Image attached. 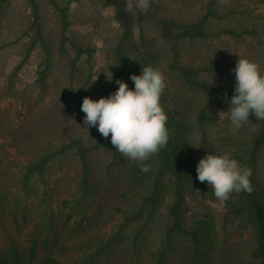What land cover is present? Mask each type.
I'll return each instance as SVG.
<instances>
[{"label": "rangeland", "instance_id": "1", "mask_svg": "<svg viewBox=\"0 0 264 264\" xmlns=\"http://www.w3.org/2000/svg\"><path fill=\"white\" fill-rule=\"evenodd\" d=\"M6 7L0 32V203L6 228L11 232L13 225L8 213L20 217L25 207L30 215L21 222L24 236L38 224L49 228L55 219L61 244L69 245V227L59 229L65 218L60 209L63 199H73L71 204L86 207L95 222L73 248L55 251L63 264H136L135 259L185 264L183 256L195 252L200 237L206 243L207 231L213 249L203 246L206 264H260L251 256L255 233L246 216L251 201L264 203V120L250 116L233 135L225 96L230 101L234 95L239 58L258 63L264 72V0H229L227 6L218 0H152L147 13L135 15L125 11V0H10ZM62 14L72 43L60 39ZM34 20L44 29H36ZM43 41L53 49V63L42 85ZM145 59L165 76L167 105L188 116L195 169L205 155L227 152L251 170L252 191L220 201L207 181L197 179V171L188 184L165 171L166 190L154 199L159 209L135 216L147 222L140 234L143 245L130 255L123 236L108 249L111 228L125 220L113 209L130 210L145 198L151 207L156 187L150 180L140 184L111 135L105 139L92 127V139L84 140L81 105L85 97L108 98L112 82L114 93L118 90L117 80L134 90L130 77L139 75ZM182 184L185 222L175 224L171 204ZM123 192L132 194L131 200L119 198ZM193 224L196 231L190 230ZM131 225L136 231L138 224Z\"/></svg>", "mask_w": 264, "mask_h": 264}, {"label": "clouds", "instance_id": "2", "mask_svg": "<svg viewBox=\"0 0 264 264\" xmlns=\"http://www.w3.org/2000/svg\"><path fill=\"white\" fill-rule=\"evenodd\" d=\"M218 2L227 6L229 0ZM151 3L152 0H125V11L133 15L137 10L147 13ZM233 71L236 78L234 95L230 101L225 96V100L229 103V130L235 135L249 122L250 116L264 120V72L258 63L245 58L238 59ZM130 79L134 82V90L117 80L118 90L108 98L83 99L81 110L86 115L82 129L87 133L85 141L91 138L88 130L92 127H97L105 139L111 135V144L120 155L147 173L150 165L146 162L158 155L170 138L166 126L168 117L160 103L166 87L165 76L157 68L143 66L142 74L132 75ZM196 171L197 179L201 183L207 181L220 201H228L233 193L252 191L251 170L241 166L227 152L205 155Z\"/></svg>", "mask_w": 264, "mask_h": 264}, {"label": "trees", "instance_id": "3", "mask_svg": "<svg viewBox=\"0 0 264 264\" xmlns=\"http://www.w3.org/2000/svg\"><path fill=\"white\" fill-rule=\"evenodd\" d=\"M10 2V0H8ZM8 1L6 0H0V32L4 28L3 27V20H7V14L5 13L8 9L7 4ZM105 4L109 3L111 0H104ZM118 2V5L122 10H124V7L121 3ZM6 4V5H5ZM66 10H64L65 12ZM63 12V13H64ZM120 10L118 9V18L121 15L119 13ZM38 18V17H36ZM66 14H62V19H60V39L62 42H69L72 43V35L67 36L66 35V29H67V21H66ZM123 18V17H122ZM120 19V18H119ZM121 21V20H120ZM129 21V18H128ZM123 25H124V18H123ZM34 20V26L39 28V30H43L44 28L41 27V23ZM123 36H127L126 33L123 34ZM43 45L46 49V59L44 66L39 71L40 75V82L43 85L44 77L47 73V71L52 66V58L51 54L53 53V49L49 46L48 43L43 41ZM80 49V47H79ZM82 50V49H80ZM60 62V59H58ZM61 64V62H60ZM143 66H149L147 59L143 61ZM142 67L139 71V75L142 74ZM123 68V67H122ZM124 72V71H122ZM126 74V73H125ZM90 80V77L88 76L85 79V84L88 83ZM113 82L111 83L110 88V95L114 93L113 91ZM216 90H223V88H217ZM5 92V91H4ZM164 94H162L160 103L168 117L167 121V127L170 132V138L167 146L163 148L158 155H156V158L154 156L151 157L149 161L146 163L150 165V171L147 173H144L140 170V167L136 164H133V168L135 172L141 177V185H145L147 181H153L155 188V194H153V200H150L151 207L148 205L147 198H145V201H143L138 207H134L132 209H123L120 206H116L113 209L114 213H117L123 217H125V220H122V222L116 223L112 228V242L110 241L108 243V249H111L113 246V243L117 241L118 236H123V238L127 241V247L129 248L128 253L131 255L132 250L137 249L138 247H141L142 241L140 234L143 232V227L145 226L147 220L144 219L143 223L141 220L136 219L135 216L138 214L143 215L144 210L149 208V215H152L155 211H157L159 208V203L156 202L154 199L159 196V193L162 191H165L164 188V181H163V175L165 171L172 174L175 178L180 180L182 182L185 181L186 184L193 181L196 177V169H195V158H194V152L191 146V141L189 139V131H190V124L187 122L188 116H185L181 111H176L175 109L170 108L165 99ZM187 117V118H186ZM158 159V160H157ZM157 160V161H156ZM157 164L159 168L157 167ZM152 175H155V178H152ZM132 194L123 192L119 195V198L123 199V201H129L131 200ZM159 201V200H158ZM73 202V199H63L61 202L62 208L60 211L64 215V221L62 223L61 228H59L62 232V229L64 227H69V234L71 235L69 237V240L71 241V244L68 245L66 240L65 243L61 244L63 241V238L61 239L59 233L57 230H55V219H52L49 222V228L45 229H38L39 224L36 228H33L30 232H26L25 236L23 235V222H27L29 219V212L27 209L23 206V214L19 217L17 213L10 212L8 213V216H11V223H13L11 227V232L6 228L5 222L2 220V215L5 214L4 212V204L1 205L0 203V228L2 230V234L4 235L5 239L3 241H0V264H63V262L58 259L56 256L55 251L60 249H67L69 247L73 248L76 244L79 243L78 238L83 236L85 233H88V228L94 227V218L93 220L90 219L89 214L85 210L86 207H81V210L79 208H75L71 203ZM17 203V202H16ZM250 210L249 214H247L246 218L248 222L251 225V228L253 229L255 233V245L253 246L251 250V256L258 259L260 264H264V203L260 202L259 200H253L249 203ZM149 206V207H148ZM5 207V206H4ZM184 207L186 208L187 205L184 200V184L178 185L176 188V197L172 201L171 204V214L174 215L175 224L185 222V216H184ZM170 215V211H169ZM6 216V215H5ZM131 219H127V218ZM20 218V219H19ZM80 218V219H79ZM131 221H134L136 224H138V228L133 229L131 228ZM151 221V220H150ZM22 222V223H21ZM141 222V224H140ZM199 223V222H198ZM246 223V227H248V224ZM71 224V225H70ZM41 225V223H40ZM198 224H193V226H190L191 231H196ZM137 226V225H136ZM38 229V230H37ZM123 229H126L127 232L123 233ZM208 238L206 240V243L202 241V237L198 239V244L195 248V252L191 255L185 254L183 256L184 263L185 264H206L205 258L207 257L204 253V249L206 250H212L213 244H209L210 241V233L208 231L204 234ZM214 242V241H213ZM138 251V249H137ZM140 253V252H138ZM132 261V260H131ZM136 264L140 263V260L135 259ZM133 264V263H132ZM162 264V263H158Z\"/></svg>", "mask_w": 264, "mask_h": 264}]
</instances>
